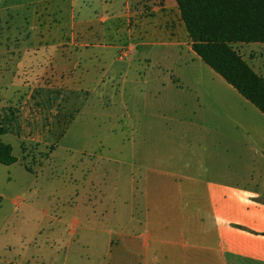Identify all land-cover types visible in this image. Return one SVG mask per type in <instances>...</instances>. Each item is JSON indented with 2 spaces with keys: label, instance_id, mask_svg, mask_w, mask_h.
<instances>
[{
  "label": "rangeland",
  "instance_id": "obj_1",
  "mask_svg": "<svg viewBox=\"0 0 264 264\" xmlns=\"http://www.w3.org/2000/svg\"><path fill=\"white\" fill-rule=\"evenodd\" d=\"M58 8L57 15L41 6L34 18L0 20V143L17 160L0 164V264H27L26 253L44 252L51 234L101 257L132 216L157 201L156 179L139 171L141 157L175 159L196 179L189 186L203 181L191 166L207 139L192 96L165 82L156 99L158 83L143 86L158 64L156 72L171 70L188 54L157 44L133 53L144 30L150 43L166 41L165 32L191 44L176 0H68ZM235 48L264 78V44ZM177 76L192 89L203 78L210 84L199 64L181 65ZM243 120L264 140L263 119L249 113Z\"/></svg>",
  "mask_w": 264,
  "mask_h": 264
},
{
  "label": "crops",
  "instance_id": "obj_2",
  "mask_svg": "<svg viewBox=\"0 0 264 264\" xmlns=\"http://www.w3.org/2000/svg\"><path fill=\"white\" fill-rule=\"evenodd\" d=\"M67 3L0 0V20L9 16L11 22L26 16L34 18L41 6L57 15L53 11ZM146 33L144 30L137 39L133 53L137 46L157 44L176 48L180 56L188 54L187 60L181 57L173 63L170 72L163 67L156 72L162 66L158 64L153 75L146 73L143 86L147 91L151 82L158 83L156 99L164 96L167 85L178 94L192 96L207 139L200 142L202 154L191 157V166L203 181L198 187L189 186L196 179L191 173L185 174L186 169L176 165L175 159L156 155L155 161H150L141 157L139 171L145 178L156 179L157 201L153 207L142 206L139 216H132L101 257L68 249L65 236L51 234L44 241V252L26 253L27 264H264V140L254 138L255 124L244 122L243 114L254 113L263 120L264 115L207 66L181 37L164 32L161 36L166 41L150 43L152 39ZM185 38H189L187 31ZM191 64H199L209 73L210 84L203 78L192 89L177 76L181 65ZM164 71L170 73L168 80L161 78ZM185 106L176 108L179 118L187 112ZM193 114L197 115V110Z\"/></svg>",
  "mask_w": 264,
  "mask_h": 264
},
{
  "label": "trees",
  "instance_id": "obj_3",
  "mask_svg": "<svg viewBox=\"0 0 264 264\" xmlns=\"http://www.w3.org/2000/svg\"><path fill=\"white\" fill-rule=\"evenodd\" d=\"M196 55L264 115V78L242 58L237 45L264 44V0H176ZM6 129L0 126V137ZM17 163L0 143V164Z\"/></svg>",
  "mask_w": 264,
  "mask_h": 264
}]
</instances>
